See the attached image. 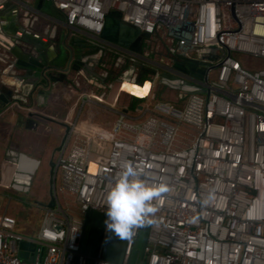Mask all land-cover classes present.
Returning a JSON list of instances; mask_svg holds the SVG:
<instances>
[{"label": "built area", "instance_id": "obj_1", "mask_svg": "<svg viewBox=\"0 0 264 264\" xmlns=\"http://www.w3.org/2000/svg\"><path fill=\"white\" fill-rule=\"evenodd\" d=\"M48 1L64 16L68 38L87 43L97 42L107 13H120L146 41L160 39L193 63L162 70L170 83L201 93L177 90V102L185 96L180 108L148 102L158 78L148 68L150 90L138 117L119 112L107 138L91 119L81 120L83 102L75 120L65 121L70 132L56 162V204L45 208L36 237L18 233L16 218L0 213V264H115L102 258L105 223L95 255L81 251L83 216L93 210L105 222V195L126 163L167 191L151 202V222L127 240L124 264L142 227V264H264V0ZM21 242L35 245L31 262L19 258Z\"/></svg>", "mask_w": 264, "mask_h": 264}, {"label": "crops", "instance_id": "obj_2", "mask_svg": "<svg viewBox=\"0 0 264 264\" xmlns=\"http://www.w3.org/2000/svg\"><path fill=\"white\" fill-rule=\"evenodd\" d=\"M6 4H8V6H6ZM12 7L16 8L14 9ZM28 15L33 16L35 19L29 27H26L25 17ZM0 21H4V26L9 22H13L14 25H18L20 28L23 27L25 31L36 35L44 42L45 50L43 52L45 53V60L49 65L53 66L56 72H53L55 78L50 81L48 90L45 91V94L49 97L48 103L39 107L41 111H46L49 108L50 99H53L51 100L53 102L73 100L74 102L70 111L64 117L65 122L73 119L76 108L79 109L84 102L81 120H86L87 118L91 119L93 124L97 123L98 126L106 127L107 129H109L112 122L117 117V114L126 109L128 110L126 113L129 117H138V115H131L132 110L130 109V103L127 105L128 108H124L120 102L121 93L131 95L134 92L132 82L126 78L123 79L124 81L121 85H119V83L114 84L116 80L108 85L104 81L102 82L101 78L104 77V73L101 72L98 73L99 77H89L86 84V91L81 93L77 92V81L82 85V82H80L82 77L73 71L70 65L67 67L66 71H63L67 58H61V56H59V51L56 50V46H58L56 44L58 34L56 33L57 35L54 36V31L58 30L59 27L64 28L59 23L58 19L48 17L34 10L32 8V3H30L29 6H21L9 0H0ZM28 28H30V30ZM79 41L82 42V40ZM88 46L93 45L90 43ZM75 48L77 49L76 51H78V49H83L76 45ZM12 59L10 55L0 48V95H2L0 98V213H6L15 217L19 223V220H22V216L20 215L22 212L24 213V209H21L19 206L13 207L11 203L12 199L8 197V193L16 194L25 193L26 191L11 189V187L7 185L10 179H12L15 171V166L12 164L13 161H11L12 154L24 153L31 158L40 160V165L38 166L36 174L32 177L27 191H29L33 184L38 185L42 181H46L49 186V167L47 160L50 157L52 147L57 141L55 137L43 139L46 135L45 128L53 131L56 136L60 135L62 130L58 125L45 126V124L40 123V120L37 121V119L34 120L38 122V126L32 129L27 127L28 122L26 121L23 110L20 108L36 106V96L35 94L32 96L29 95V84L26 80L22 79L23 72L12 67ZM61 74L65 75L62 79ZM100 99L101 102L99 101ZM137 109L139 110V108ZM48 117L54 118V116ZM48 140L51 142V149H48L46 153L45 150L47 147L45 146ZM4 177H6V182H4ZM44 196L39 194L40 198ZM48 202L49 198L47 203ZM37 205L44 206L43 204ZM13 213L18 215V218L14 216ZM26 237L29 239L35 238ZM29 245H25V251L31 250Z\"/></svg>", "mask_w": 264, "mask_h": 264}, {"label": "water", "instance_id": "obj_3", "mask_svg": "<svg viewBox=\"0 0 264 264\" xmlns=\"http://www.w3.org/2000/svg\"><path fill=\"white\" fill-rule=\"evenodd\" d=\"M6 6H8V4H6ZM12 8L15 9L16 7ZM32 8L45 14L48 17L58 19L59 23L61 25H64V16L53 7L50 1L34 0L32 3ZM3 22L4 21H0V47L13 58L11 62L12 67H15L17 70L23 72L22 79L26 80L29 84V95L32 96L33 94H35L36 96V106L20 108L23 110L26 121L28 122L27 127L29 129H32L38 126V122L34 119L49 121L61 126L64 129V135L61 142L62 147L69 136L70 126L64 121H58L54 118L45 116V111L43 112L38 109L39 107H42L43 105H46L48 103L49 97L45 94V91L48 90L50 81L55 78L53 76V72H56L53 66L49 65L45 60V53L43 52L44 42L36 35L25 31L23 27L20 28L18 25H14L13 22H9L5 26L3 25ZM65 37L69 40V44H67V42L65 41L62 45V57L63 59L67 58L63 71H66L67 67H69L72 62H74L75 64L78 60V57H76V54L78 53L75 50V45L79 47L84 46L81 41L69 39L68 34L66 35V32ZM147 37L148 35L143 34L139 29L124 22L121 19L120 13L112 11L107 13L105 17L104 28L101 34L98 36L97 42H92L91 44L94 45V53L100 52L102 50V46H106L117 48L124 53H131L141 58L142 45ZM21 44L30 46L32 48V51L37 55L25 53L20 47ZM204 51L206 50H200L199 53H202ZM64 53L67 56L64 55ZM64 76V74H61V79ZM164 76H166V74H164ZM167 81L168 79L161 80L163 84H166ZM170 87L180 91L185 96L192 93H201L199 89L188 85H181L179 81L171 82ZM1 97L2 95H0V98ZM124 112L126 113L127 110H125ZM60 151L61 149H58V152ZM11 161H13L12 164L15 166V171L12 179H10L7 185L11 187V189L27 191L28 187L30 186L31 179L36 174L38 166L40 165V160L31 158L24 153H15L12 154ZM48 166L49 202L44 205V208L51 209L54 208L56 204L54 197V184L57 172L56 162L50 160ZM104 218V215L93 210H88L83 216L80 249L85 255L89 257L95 255L98 243L102 236L100 232L95 235L96 246L94 247V249H91L90 244L94 239L91 228L92 222L95 220H99L104 226ZM147 232L148 227H142L140 229L138 238L134 246L132 257L129 260V264H142V260L144 259V247L146 245ZM126 244L127 240H120L109 231L103 248V260L113 262L115 264H124V250L126 248ZM25 245H29L31 247V250L25 251ZM34 251L35 245L33 243L21 242L19 245L18 256L24 261L31 262L33 260Z\"/></svg>", "mask_w": 264, "mask_h": 264}, {"label": "flooded vegetation", "instance_id": "obj_4", "mask_svg": "<svg viewBox=\"0 0 264 264\" xmlns=\"http://www.w3.org/2000/svg\"><path fill=\"white\" fill-rule=\"evenodd\" d=\"M25 19H26V27H29V25L32 23V21L35 18L31 15H28L25 17ZM28 29L30 30V28H28ZM65 32L67 35V31L64 28H62L61 30H60V28H58V30L54 31V36H56L58 34V40L56 43L58 46H56V50L59 51V56H61V57L63 55L62 45L64 44L65 41L67 42V44H69V40L66 39V37H65ZM71 40H77V39H71ZM77 41H79V40H77ZM82 44H84V46L82 47L83 49H81V50L78 49V51H77L78 54H76V57H78L77 62L75 64H74V62H72L70 64L71 69L73 71H75L79 76L82 77V79L80 81V82H82V84L84 83L86 85L87 81L89 80V77L90 78H91V76L99 77L98 73L102 72V73H104V77H102V78L100 77L102 82L104 81L105 83H107L109 85L110 83H113L114 80H116V82L114 84L119 83V85H121L122 82L124 81L123 79L126 78L132 82V85H133L134 90H135L137 88V86H139L137 84L138 81L143 76H145V74L150 76V74H149V73H151L150 70L148 69L147 66H144V63L142 61H140V60L130 61L128 58H125L124 55L121 54L122 51L118 50L117 48L102 46V50L100 49L101 50L100 52L94 53V45L93 44H92L93 46H88L90 43H87V42H84ZM20 47L25 53H31L33 55L35 54V52L32 51V48L30 46H26L24 44H21ZM43 50H45V49L43 48ZM75 50H77V49L75 48ZM166 51H167L166 52L167 55L165 56V59L161 58L162 61L158 60V62L159 61L161 63L164 62L165 63L164 65L173 66V67L176 65L183 66L184 68H194L195 67V65L193 63H187V62L181 61L177 57L173 48L168 47V49ZM155 54L156 53L151 48H149L147 46V41L145 40L143 45H142L143 57H141L139 59L149 62L154 67H159L160 69H162V68L166 69L164 65H162L156 61L148 60L149 58H146L149 56H151V57L153 56V58H154ZM64 55H66V54L64 53ZM108 63H110V65L118 68V72L116 74H114L113 71L107 67ZM149 76H148V78H149ZM113 78H115V79H113ZM166 78H168V77H166ZM165 85L170 87V82L167 81V83ZM76 86L79 88L82 85H80L79 82L77 81ZM176 95L178 97L179 93L178 94L176 93ZM44 115L48 116L46 112L44 113ZM39 120L40 119H37V121H39ZM40 121H43V122L48 123L50 125H57L54 123L52 124L49 121H45V120H40ZM59 128L62 130V133L60 135L57 134L58 136H56V134L53 131L47 130V128H45V132H46L45 138L49 139L50 137H55L56 141H57L51 149L50 157L47 160L48 165H49L50 160H52L53 162H56L54 160L55 155L57 153H60L62 151V149H64V146L67 142L66 141L64 143V145L61 147V142H62V138L64 135V129L61 126H59ZM58 149H61V151L58 152ZM91 228H92V235H93L94 239L92 238L93 240L90 244V248L94 249V247L96 246L95 235L98 232L103 234L104 226H103L101 221L95 220L92 222Z\"/></svg>", "mask_w": 264, "mask_h": 264}, {"label": "rangeland", "instance_id": "obj_5", "mask_svg": "<svg viewBox=\"0 0 264 264\" xmlns=\"http://www.w3.org/2000/svg\"><path fill=\"white\" fill-rule=\"evenodd\" d=\"M60 30L62 29V27H59ZM147 46L149 48H151L156 54L153 56H149L146 58H149L148 60L151 61H156L158 62V60H161V58L165 59L166 54V50L168 49V46H166V43H164L163 41L159 40H153V41H147ZM150 50V49H149ZM126 58V56H124ZM143 57V55H142ZM155 59V60H154ZM140 60L144 63V66H147L148 68L151 69H155L156 71H158V78L156 79L155 84L152 87V91L151 94L154 95V100H149L148 102H153V101H161V102H168L173 104L174 106L180 108L183 106V104L185 103V96H183L182 100L180 102L178 101L177 95L178 91L175 89H171L169 86L163 84L161 82V80H167L168 78H166V76H164V71L162 69H160L159 67H154L152 66L149 62L141 60V59H137ZM162 61V60H161ZM162 65H164L165 63H161L160 61L158 62ZM166 66V65H164ZM107 67L109 69H111L113 71L114 74H116L118 72V68L110 65V63L107 64ZM152 78V77H151ZM87 87L85 84H82L81 87H79L77 89L78 93L84 92L86 91ZM120 102L122 107L124 108H128V103H129V98L130 95L125 94V93H121L120 94ZM113 96V95H112ZM111 96V97H112ZM188 96V95H187ZM53 99H50L49 102V108L45 111L48 116H54V118H56L58 121H64V117L66 114H68V112L70 111L72 105H73V100H69V101H51ZM39 109V108H38ZM41 110V109H39ZM77 111L78 109L76 108L75 112H74V116L71 122H73L76 118L77 115ZM131 115H138L136 109L131 111ZM109 121V120H108ZM40 123L45 124V126H53L50 125L48 123H45L43 121H40ZM94 127H96L98 129V135L107 138L108 136V129L106 127H101L98 126L97 123L94 124ZM45 139V137L43 138ZM44 141V140H43ZM47 145L45 147H47V149L45 150V152H48V149H51V142L50 140L47 141L46 143ZM54 144V142H53ZM59 157V153H57L54 157V160L57 162V159ZM45 158V157H44ZM39 176V175H38ZM59 181V174H56V182ZM48 190H49V186L48 183L46 181H42L40 182V184H36L29 189V191H26L25 193H8V197L11 198V203L12 206H19L21 209H24V213L22 212V214L20 216H22V220L20 221L19 219V223L17 225V232L23 235H26L28 237H36L37 232L41 226L43 217H44V206H40L37 204H43L45 205L48 201ZM41 195H45L43 198L39 197V194ZM42 197V196H41ZM64 204V203H63ZM73 211L70 214L72 217H77L78 212L75 210L74 207H72ZM14 216H16L18 218V215H15L13 213ZM30 233V234H29Z\"/></svg>", "mask_w": 264, "mask_h": 264}, {"label": "clouds", "instance_id": "obj_6", "mask_svg": "<svg viewBox=\"0 0 264 264\" xmlns=\"http://www.w3.org/2000/svg\"><path fill=\"white\" fill-rule=\"evenodd\" d=\"M130 163L123 166L105 195V226L120 240H128L133 230L146 223L157 208L151 203L167 191L163 185L149 186Z\"/></svg>", "mask_w": 264, "mask_h": 264}, {"label": "trees", "instance_id": "obj_7", "mask_svg": "<svg viewBox=\"0 0 264 264\" xmlns=\"http://www.w3.org/2000/svg\"><path fill=\"white\" fill-rule=\"evenodd\" d=\"M84 43V42H81ZM149 75L145 74V76H143L139 81H138V85L137 88L134 90L133 94L130 95L129 98V103H130V109L134 110L137 109L142 103L145 102V100L147 99V94L149 93L150 90V84H148L150 82ZM149 85V86H148Z\"/></svg>", "mask_w": 264, "mask_h": 264}, {"label": "bare ground", "instance_id": "obj_8", "mask_svg": "<svg viewBox=\"0 0 264 264\" xmlns=\"http://www.w3.org/2000/svg\"><path fill=\"white\" fill-rule=\"evenodd\" d=\"M152 74H153V72H152ZM149 80L151 81V74H150V76H149ZM151 82H149L148 84H150ZM149 86V85H148ZM148 92V91H147ZM147 92H146V95H148L147 94ZM154 96V95H153ZM4 182H6V177H4Z\"/></svg>", "mask_w": 264, "mask_h": 264}]
</instances>
